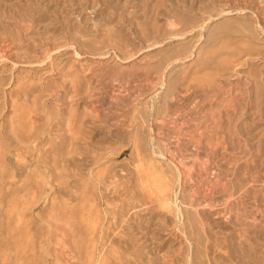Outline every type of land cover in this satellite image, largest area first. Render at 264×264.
Masks as SVG:
<instances>
[{
    "label": "rangeland",
    "instance_id": "rangeland-1",
    "mask_svg": "<svg viewBox=\"0 0 264 264\" xmlns=\"http://www.w3.org/2000/svg\"><path fill=\"white\" fill-rule=\"evenodd\" d=\"M0 264H264V0H0Z\"/></svg>",
    "mask_w": 264,
    "mask_h": 264
},
{
    "label": "bare ground",
    "instance_id": "bare-ground-1",
    "mask_svg": "<svg viewBox=\"0 0 264 264\" xmlns=\"http://www.w3.org/2000/svg\"><path fill=\"white\" fill-rule=\"evenodd\" d=\"M49 53V52H48ZM48 55V54H47ZM50 56V55H49ZM48 57V56H47ZM44 61V60H43Z\"/></svg>",
    "mask_w": 264,
    "mask_h": 264
}]
</instances>
